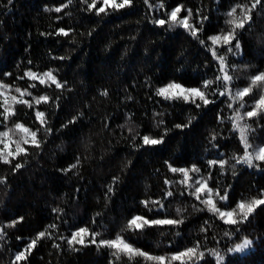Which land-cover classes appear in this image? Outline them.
I'll return each instance as SVG.
<instances>
[{"label": "trees", "instance_id": "16d2710c", "mask_svg": "<svg viewBox=\"0 0 264 264\" xmlns=\"http://www.w3.org/2000/svg\"><path fill=\"white\" fill-rule=\"evenodd\" d=\"M253 3L132 0L130 6L97 15L85 0H0V84L7 86L0 89L5 92L0 104L7 98L15 113L6 121L0 116V132L14 130L4 138L9 150L16 142L26 149L9 157L11 163L0 161V264H13L41 231L45 237L15 264H158L144 256L114 255L115 249L99 243L117 236L149 256L165 257V264L196 245L204 259L187 264H264V205L243 223L230 225L201 202L209 198L207 191L201 190L200 199L192 194L200 187L196 181H206L216 208L239 212V202L264 193V162L236 163L244 146L233 126L237 110L243 116L264 94V88L254 87L243 101L233 99L264 72V0L255 8ZM237 5L251 9V20L236 30L230 44L213 45L209 37L231 31L227 13ZM177 7V18L187 17L197 36L178 24L156 23L167 21ZM59 29L69 34H58ZM219 57L232 77L230 94L223 96L224 82L216 80L222 75ZM28 71L47 82L30 79ZM46 72L63 87L43 77ZM205 81H213L206 90L213 101L208 105L156 94L170 83L204 91ZM17 88L31 93L22 99L32 107L11 100L21 98ZM45 95L49 100L36 104L34 98ZM37 111L44 113L43 126ZM16 123L36 132L40 146L24 144L31 137L15 130ZM239 124L247 126L250 152L264 146V112L245 116ZM145 135L163 142L145 145ZM220 160L227 163L209 164ZM16 164L22 167L15 169ZM169 165L189 170L194 165L199 171H189L182 183L183 173L172 172ZM217 192L227 193V200ZM136 216L182 222L128 228ZM82 228L87 229L84 243L70 245L67 241ZM245 238L252 241L247 249L230 251Z\"/></svg>", "mask_w": 264, "mask_h": 264}, {"label": "snow or ice", "instance_id": "6c2138e0", "mask_svg": "<svg viewBox=\"0 0 264 264\" xmlns=\"http://www.w3.org/2000/svg\"><path fill=\"white\" fill-rule=\"evenodd\" d=\"M11 2V0H9ZM100 5L97 7L98 0H92L91 3H88V0H85V3L88 4V10H93L95 9L96 14L99 15L101 13H106L109 8L113 10H119L122 8H125L126 6H130L132 3V0H99ZM260 0H255V3H253L252 8H255L256 4H258ZM145 3H148V0H145ZM159 7H163V4H160ZM237 7L241 8V15L237 17L236 12H237ZM57 12L61 11L60 8L56 9ZM181 11L179 7L173 9L170 14H168V20L165 21L163 19L156 21V23L160 25H164L165 23L169 24V27H175L177 24L190 30L192 35L195 37L197 36V29L193 28L189 23H188V18L185 17L183 19H178L177 14ZM251 9H247L246 6H241L237 5L233 7L227 15L230 17L226 21L228 25H231V31L224 34V35H216V36H211L209 39L212 41L213 45H215L219 41H223L224 44H230L233 39H235V33L237 29H243L245 24L251 20V16L249 15V12ZM192 15L191 10H188V16L190 17ZM58 34H63L67 36L69 33L65 31L64 29H59ZM201 43H204V41H201ZM235 47L239 49L240 44L237 41L235 44ZM229 51L232 49L229 48ZM213 56H216V52L213 50ZM220 61V72L222 73L221 76H217L216 80L223 81L224 86H225V91L220 92L219 95L223 96L226 93L230 94V90L227 88V85L231 82L232 77L228 74L227 72V65L224 62L223 57L218 58ZM27 77H29L32 80H39L40 84H45L47 81L44 78H41L37 76L36 73H33L31 71H28L25 73ZM43 77H46L48 80L51 81V83L55 84L57 88L63 87L61 83H59L55 76L51 72H46L43 74ZM213 81H205L203 84L204 91H202L200 88H185L180 84L177 83H170L166 87H161L157 90V95L163 96L165 99H175V98H182L186 102L191 100L192 103H196V100L199 99L203 105H208L209 103H213V101L209 100L206 95V90L208 87L211 86ZM32 87H35V84L32 85ZM254 87H259V88H264V72H260L257 75L253 76L251 78V82L249 87H246L240 91H238L235 94V97H233L234 100H239L243 101V98L248 95L249 93L252 92ZM7 88V86L0 84V89ZM16 92L20 93V99H18L16 96H12L11 100L16 102V103H22V104H27L29 107H32L31 103L29 101L22 99V97L27 94L31 95L30 92H27V90L21 91V89L17 88ZM104 95H107L106 92L103 93ZM5 92L0 91V97H4ZM36 104H39L41 101L47 102L49 100L48 96H41L39 98H34ZM8 105V100L7 98L4 100L3 104H0V107L4 108L3 112H0V116H3L4 120H8L11 115H15L14 111L7 106ZM197 107H200L201 104H196ZM243 103L240 104V107H243ZM231 107V105H229ZM260 112H264V94H261L259 99L256 100L255 104L252 107L251 111H247L246 113L243 114V116L239 113L237 110L235 117L233 118V126L234 128L239 129L240 131V139L241 143L244 146V154L243 156L236 158V163H243L248 165L249 167L254 166V161H260L264 162V146H258L255 148L253 151H249L250 148H252V145L249 144L248 142V137L246 134V125L241 126L239 124V121L244 119V117L251 118L253 116L258 115ZM44 113L37 111L36 112V118L40 121L41 126H43L46 121L43 119ZM71 122V121H70ZM177 127H181L180 125H177ZM15 130H19L20 132L27 134L28 136L31 137V139H23L24 144H31L35 147L40 146V141L37 140L36 138V132L31 131L29 128L25 127L21 123H16L15 124ZM47 131H50V129H46ZM13 129H9L4 132H0V144H3V148L0 149V161L3 163H11V160L9 157L12 159H15L17 156L26 153V149L21 147L19 142H16V148L14 151L9 150V143L6 142L4 138H10V133L13 132ZM143 143L145 145H156L162 143V139H154L150 138L149 136L145 135L142 137ZM219 164L221 167H223L227 161L220 160V161H209L210 165H215ZM76 165H72V167H75ZM22 167L21 164H16L15 169H19ZM170 170L172 172H181L184 175V181L182 183L186 182L189 179V171H195L198 172L199 169L196 168L194 165L191 170L189 169H177V168H172L171 165H169ZM3 182V181H0ZM166 183H168L166 181ZM200 187H196L193 195L196 196L197 199H200V193L201 190L204 189L205 191L208 192L209 198L206 200H202L201 202L204 203L206 206H208V210L212 211L216 214L219 215L221 219L224 220L225 223L230 224V225H235L238 223H243L245 220L248 219L249 215L254 211L255 207L264 205V193L261 194V198H254L249 202L241 201L237 204V209H239V212H237L236 209H233L231 211H221L220 209L216 208L214 201L212 200V190L207 188V182L206 181H196ZM168 196H171L172 193L168 192ZM216 196L219 197L221 200H227L228 195L225 193L223 196H220V194L217 192ZM145 206L147 207L149 202L144 201L143 202ZM159 204V202H152ZM162 207V205H161ZM23 218H19L16 221H13L11 225L9 226H15L16 223H19ZM182 221L178 220H172V219H156V220H148L144 217L136 216L133 217L129 222H128V228L132 229H142L145 226L149 225H164V224H177L181 223ZM50 227H54L50 226ZM45 231H41L37 234L36 239H33L27 246V248L24 251H20L16 254L15 256V261L13 264H15L16 261H21V260H26L27 257L25 255L26 252L30 253L31 249L35 247L37 241L43 237H45ZM87 234V229H79L77 232L73 233L72 238L69 239L67 242L71 245L74 242L76 243H84V236ZM3 229L0 228V239L3 238ZM93 239L92 243H96L95 236L98 235L96 233H93ZM19 239V238H18ZM101 245H106L110 248L115 249L116 251L114 252V255L119 256L120 253L127 254L129 258L135 255L139 256H144L145 259L147 260H154L157 261L158 264H165L166 258L163 256H149L147 253H144L140 251L139 249H136L132 247L129 243H127L123 238L120 236H117L116 239L114 240H101L99 242ZM252 241L248 240L245 238L242 243L236 245L234 249H231L230 251L234 252H243L245 249H247L251 245ZM212 255H218L217 253L213 252ZM196 260H203L204 259V253L199 251V245H196L192 248H187L184 251L178 252L168 258L169 264L171 261H180V264H187V262L192 261L193 259ZM223 260V257H218V261Z\"/></svg>", "mask_w": 264, "mask_h": 264}]
</instances>
